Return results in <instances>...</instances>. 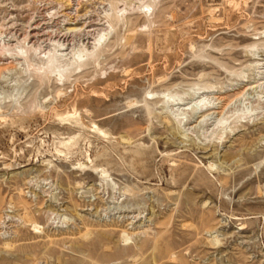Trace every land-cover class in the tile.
<instances>
[{
  "label": "rangeland",
  "instance_id": "obj_1",
  "mask_svg": "<svg viewBox=\"0 0 264 264\" xmlns=\"http://www.w3.org/2000/svg\"><path fill=\"white\" fill-rule=\"evenodd\" d=\"M260 62L264 0H0V264H264Z\"/></svg>",
  "mask_w": 264,
  "mask_h": 264
},
{
  "label": "bare ground",
  "instance_id": "obj_2",
  "mask_svg": "<svg viewBox=\"0 0 264 264\" xmlns=\"http://www.w3.org/2000/svg\"><path fill=\"white\" fill-rule=\"evenodd\" d=\"M69 1V0H66ZM61 2V1H60ZM68 3V2H67ZM66 3V4H67ZM37 14V13H36ZM83 17V16H82ZM83 25V24H82ZM83 28V27H82ZM70 29V28H69ZM81 29V28H80ZM92 29V28H91ZM72 30V29H71ZM101 37V36H100ZM88 41V40H87ZM63 46V45H62ZM62 46H60L59 49L52 51V53L47 57L46 59V65L50 66L51 68H53L55 70V72H57L56 74H59L61 72L60 68H61V63H67L66 60V55H68L65 51L64 48H62ZM50 47V46H49ZM66 47V46H65ZM93 47V46H92ZM262 48V47H261ZM80 58L81 57V52H74L73 53V57L72 58ZM257 68V74H262L264 70H260V69H264V63L257 64L255 66ZM263 75V74H262ZM256 77V76H255ZM252 87V86H251ZM206 94L202 93L201 95L196 96L195 98H191L189 99L187 102L185 101H181L183 98L179 97L178 98V102L175 103L174 105L171 106V109L174 113L175 116H179V121L182 122L184 120H187V117H193L195 116V114L198 112V110H200L203 106H212L213 102L211 100H209V98L205 97ZM193 96V95H192ZM194 97V96H193ZM218 98V97H217ZM180 100V101H179ZM214 100V99H213ZM215 105V104H214ZM217 106V105H216ZM207 107V108H208ZM248 108V107H247ZM206 109V107H205ZM213 109V108H212ZM202 111V110H201ZM250 112V111H249ZM215 114V113H214ZM213 114V116H215ZM204 115V114H203ZM198 117L201 118L200 123H202L203 121L207 120L210 118H212V114L208 113L204 116ZM177 118V117H176ZM214 119V118H213ZM209 121V120H208ZM219 120H213V122L211 123V128L217 127L219 126ZM205 123V122H204ZM221 124V123H220ZM216 131V130H215Z\"/></svg>",
  "mask_w": 264,
  "mask_h": 264
}]
</instances>
